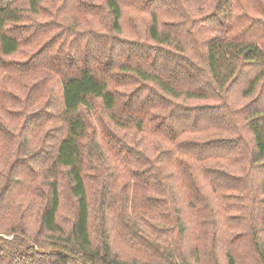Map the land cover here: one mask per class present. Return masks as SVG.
I'll use <instances>...</instances> for the list:
<instances>
[{
  "label": "trees",
  "instance_id": "1",
  "mask_svg": "<svg viewBox=\"0 0 264 264\" xmlns=\"http://www.w3.org/2000/svg\"><path fill=\"white\" fill-rule=\"evenodd\" d=\"M0 264H264V0H0Z\"/></svg>",
  "mask_w": 264,
  "mask_h": 264
},
{
  "label": "rangeland",
  "instance_id": "2",
  "mask_svg": "<svg viewBox=\"0 0 264 264\" xmlns=\"http://www.w3.org/2000/svg\"><path fill=\"white\" fill-rule=\"evenodd\" d=\"M4 1H10V0H4ZM40 113V112H39ZM39 113L34 117V120H35V125H36V123L38 122V119H39ZM42 115V114H41ZM36 132H38V130H36ZM40 132V131H39Z\"/></svg>",
  "mask_w": 264,
  "mask_h": 264
}]
</instances>
